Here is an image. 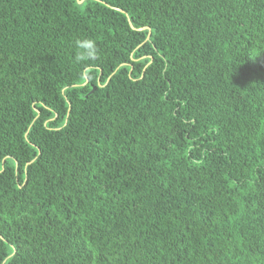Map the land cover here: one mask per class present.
<instances>
[{
  "label": "trees",
  "instance_id": "obj_1",
  "mask_svg": "<svg viewBox=\"0 0 264 264\" xmlns=\"http://www.w3.org/2000/svg\"><path fill=\"white\" fill-rule=\"evenodd\" d=\"M0 264H264V0H0Z\"/></svg>",
  "mask_w": 264,
  "mask_h": 264
},
{
  "label": "clouds",
  "instance_id": "obj_2",
  "mask_svg": "<svg viewBox=\"0 0 264 264\" xmlns=\"http://www.w3.org/2000/svg\"><path fill=\"white\" fill-rule=\"evenodd\" d=\"M75 46L78 49L76 60L79 62L95 60L99 55V48L95 39H77ZM84 75H87V73L85 72Z\"/></svg>",
  "mask_w": 264,
  "mask_h": 264
}]
</instances>
